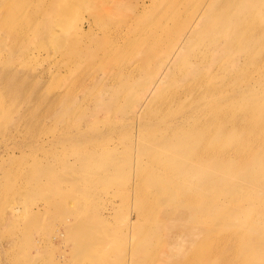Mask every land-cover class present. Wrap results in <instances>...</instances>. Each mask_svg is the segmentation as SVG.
<instances>
[{
    "label": "rangeland",
    "instance_id": "374dc122",
    "mask_svg": "<svg viewBox=\"0 0 264 264\" xmlns=\"http://www.w3.org/2000/svg\"><path fill=\"white\" fill-rule=\"evenodd\" d=\"M4 1L0 77L26 78L31 90L21 97L0 90V264H165L157 258L163 255L161 227L165 216L178 218L163 212L174 209L182 212L178 224L197 227L202 239L197 248L177 244L178 263L264 264V135L254 138L235 126L230 138L191 141V132L178 131L179 145L172 134L215 115L213 134H219L228 108L251 111L264 123V105L243 107L250 100L264 103V34L254 49L240 51V41L229 40L228 49L213 58V42L224 43L234 21L214 10L211 28L193 49L202 68L189 73L187 54L178 64L183 78L177 76V93L168 81L143 99L198 0L178 17L165 8L168 0L155 1L145 18L156 29L155 39L147 38L150 32L140 36L144 51L134 62L126 52L137 51L139 40L122 50L103 44L96 53L111 56L106 63L72 55L80 21L94 37L104 33L95 25L89 30L86 7L92 0H60L70 7L64 10L57 0H10L6 9ZM237 13L264 28V0ZM115 30L105 31L113 36ZM236 56L238 66L231 61ZM213 144L230 165L221 178L213 169L219 157L197 152Z\"/></svg>",
    "mask_w": 264,
    "mask_h": 264
},
{
    "label": "bare ground",
    "instance_id": "6f19581e",
    "mask_svg": "<svg viewBox=\"0 0 264 264\" xmlns=\"http://www.w3.org/2000/svg\"><path fill=\"white\" fill-rule=\"evenodd\" d=\"M60 0H57V5L64 10L65 2L59 3ZM64 1V0H61ZM71 1V0H69ZM155 1L157 0H92L90 1L89 5L86 7V12L88 14V19H86L89 30L93 25L98 26L104 30V33L102 36L94 37L95 35L90 34V32H84L83 29V22L80 21L77 28V36L76 40H73L75 43V46L77 49L73 50L72 55L78 59V60H84V61H101L105 62L107 60L112 59L111 56H98L96 53V50L101 49L100 47L103 46V44L111 43L113 44L112 51L113 50H122L125 47L123 46L124 43L127 42V44L139 40V44L137 46V51L133 50H127L126 55L128 60H132L134 62V59L136 60L138 55L144 51L143 48V42L142 38L140 37L143 33L150 32L147 35V38L154 40L156 37L155 31L156 29L153 27V23H150L149 21H146L145 18H147L151 13H149V8L153 6V3L155 4ZM193 0H168L165 3V8L167 9H174L175 16H180L181 12L187 8ZM258 4L261 0H255ZM12 5L10 0H5L2 4L5 6V9L7 8V5ZM230 3H236V6L232 5L230 9ZM254 3V4H255ZM6 4V5H5ZM253 2H250V0H198L197 3V9L196 14L186 19L184 22L181 21L180 26L178 28V32L180 33V38L175 40V42L169 47V50L167 52V61L165 63H162V67L164 68L163 71L158 75L159 80H157L153 85L147 87L145 97L148 96L152 91H157L160 86H164L168 81H170V84L175 87L172 88V94L175 95L177 93V87L176 79L177 76L179 80H181L182 77V71H178V64L180 61H182L187 54H190L191 59H189V62L191 63V71L189 73H194L195 71H198L202 68L200 65L201 62L197 61L200 54L193 53V49L195 48V45L200 41V35L201 32L205 28H211L212 22L209 21V18L214 14V10H218L220 12L223 11V14L221 16H231L234 18L233 23L230 25L227 24L226 26L230 25L231 32L229 34L225 35L224 43H220V40L216 39L213 42V47H217L215 50V54L213 58L216 55H219L220 52L228 49V42L229 40L235 39L236 41H240V51L241 48L246 46L248 48L254 49V45L257 43H260L259 39L263 37L264 34V28L263 23H261L259 20H245L238 12V9H249L254 6ZM238 5V6H237ZM67 8H70L67 6ZM149 14V15H147ZM113 15V19L111 16ZM116 16V17H114ZM122 18V19H121ZM36 22V21H35ZM221 22V21H220ZM113 26V36L108 35V33L105 31L108 28H111ZM123 30V32L121 31ZM120 30V31H119ZM87 37L88 41L87 43L84 42L83 38ZM240 51L236 50V52L240 53ZM69 53V50L67 51ZM246 54V53H245ZM249 56V60H254L251 55ZM241 58L239 56H236L232 58V64L237 65L240 62ZM172 68V72H171ZM197 70H193V69ZM193 70V71H192ZM5 79L11 78L8 80L9 83H13V78L11 75L5 74ZM90 74L87 76L89 79ZM171 76V77H170ZM227 77H222V81H225ZM216 89H213L210 91L211 94L215 93ZM57 97V96H56ZM55 98V97H54ZM235 95L231 97V99H234ZM238 101H244V99H240L238 97ZM245 102V101H244ZM56 103V102H55ZM54 103V104H55ZM147 103L143 106L146 107ZM264 105L263 102H260L258 100H250L248 103H246L243 107L248 106L252 109H257L258 106L262 108ZM142 108L141 104H139L136 108ZM30 114V113H29ZM22 118H26V115H23ZM223 124L221 127L218 128V133L213 134L214 127H216L219 118L217 115L209 117L208 120H206L205 125L203 124H195V126H192L188 129H181V130H174L173 136L177 138L179 141V145L181 143L180 136L183 132L178 131H188L191 132V135H188L187 138L191 141H198L197 138L202 137L204 139L212 137L214 140L219 141L223 138L229 137V135H232L235 133V126H242V129L246 133H251L254 138L258 136L264 135V123H257L254 114L251 111L245 112H234L230 111V108L226 111L224 117H223ZM209 125V127H208ZM171 128H174V124L171 126ZM205 128L206 131L204 130ZM209 128H212L211 131ZM210 131V132H209ZM209 132V133H208ZM186 139V138H185ZM184 139V140H185ZM200 153V156H213V157H219L218 162L213 165V169L216 171H220L221 173L218 174V176L221 178V174L228 172L230 169V165H226L224 162V152L218 151V145H206L201 148V150L197 151ZM197 152L195 154H197ZM238 152V151H237ZM176 168H179V165H175ZM226 168V171L224 170ZM222 179H227V183L229 178L227 176H222ZM215 180V179H214ZM177 203L176 206L181 205V201L178 199L175 200ZM191 210V208H189ZM177 213V222L171 220V218L165 216V223L161 227V233H162V239L160 240L159 249L163 255L162 257L157 258L165 264H180L178 261L181 259V253L177 246V244H181L182 242L185 243L186 246L192 243V247H198V244L202 243V239H200L201 233H199L196 229L197 227H190L188 225L187 227L178 224L180 223L179 220L181 219L180 214L182 212L175 211V209L172 212L166 213L163 212V215H170ZM193 214L190 211H187V215ZM195 216V215H193ZM176 229V230H175ZM176 231V233H180L183 235L182 239H178L175 235H171L173 231ZM194 230V231H193ZM174 231V232H175ZM173 232V233H174ZM175 241L172 243H169L170 240L174 239ZM33 246L37 247V244L34 242L32 243ZM248 246V245H247ZM207 250V252L202 255V257L205 259L210 256V247L203 248L202 253ZM255 256H261L259 252L256 250L254 251ZM156 257V256H155ZM197 264H200L199 261L196 262Z\"/></svg>",
    "mask_w": 264,
    "mask_h": 264
},
{
    "label": "crops",
    "instance_id": "0c3cea01",
    "mask_svg": "<svg viewBox=\"0 0 264 264\" xmlns=\"http://www.w3.org/2000/svg\"><path fill=\"white\" fill-rule=\"evenodd\" d=\"M9 79H11V78L5 79V76L0 77V90H7V91L8 90H15V91H17L19 93V94H16V96H18V97H21V96L24 95L23 94L24 90H26V89L31 90L28 87V81H27L26 78H19V79L13 78L12 79L13 80V83H9L8 82ZM31 82L32 81H30V83ZM28 96L29 95H27V97ZM33 96L36 97V98H38V96L36 94H34V92H32V97ZM3 104L4 103H0V105H3ZM35 105H37V104H35ZM45 111L47 112L48 110H45ZM29 113H35V112L28 110L26 114H29Z\"/></svg>",
    "mask_w": 264,
    "mask_h": 264
}]
</instances>
